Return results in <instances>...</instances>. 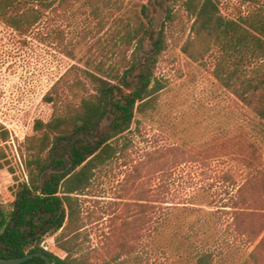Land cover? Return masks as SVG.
Returning a JSON list of instances; mask_svg holds the SVG:
<instances>
[{
	"label": "rangeland",
	"instance_id": "obj_1",
	"mask_svg": "<svg viewBox=\"0 0 264 264\" xmlns=\"http://www.w3.org/2000/svg\"><path fill=\"white\" fill-rule=\"evenodd\" d=\"M83 1L48 11L26 35L0 19V206L10 213L28 181L23 145L35 134L37 120L52 118V106L43 100L50 87L88 59L106 68L124 56L147 62L151 40L124 50L123 26L145 20L146 9L154 31L160 30L168 3L175 16L156 66L164 89L153 108L136 114L126 134L129 148L77 196L75 224L83 228L74 255L101 263L119 251L129 256L135 246L142 254L139 264H198L199 253L207 251L213 253L211 264H264V121L217 81L213 52L194 61L182 51L192 23L181 0H111L100 16ZM221 1L228 16L251 7L244 0ZM137 70L129 77L133 86ZM140 201L158 204L152 221L148 212L136 219ZM59 233L43 243L66 258L53 244Z\"/></svg>",
	"mask_w": 264,
	"mask_h": 264
},
{
	"label": "trees",
	"instance_id": "obj_2",
	"mask_svg": "<svg viewBox=\"0 0 264 264\" xmlns=\"http://www.w3.org/2000/svg\"><path fill=\"white\" fill-rule=\"evenodd\" d=\"M73 1L82 0H0V19L26 35L48 11L67 8ZM83 2L99 16L112 3L111 0ZM181 2L192 23V35L183 44L182 51L194 61H203L213 52V75L217 81L264 121V0H244L251 7L247 13L236 16L224 14L221 0ZM165 4L167 18L160 30L154 31L143 9L141 13L146 19L137 17L134 23L123 26L120 35V47L124 50L141 49L150 39L152 50L147 62L124 56L106 68L105 62L93 63L88 59L84 65L70 66L45 94L43 100L52 106V118L48 122L37 120L35 134L23 145L28 181L21 184L10 213L0 206V257L43 252L53 264L141 262L142 254L135 246L129 256L119 251L101 263L74 255L79 246L78 234L83 228L82 224H75L80 214L77 196L90 188L98 171L129 148L132 140L126 134L136 122V114L153 108L164 89L156 75V66L167 48L168 22L175 16L174 7ZM136 69L137 83L133 86L129 77ZM105 119L110 122L102 130ZM157 211V203L140 201L134 213L139 220L148 212L152 221ZM57 233L60 235L53 244L59 243L68 254L66 258L41 246L46 236ZM72 233L77 234L65 240ZM125 240L120 241L119 248L126 247ZM114 244L110 237L108 246L111 248ZM211 262L212 252L199 253L198 264ZM21 264H46V260L36 256Z\"/></svg>",
	"mask_w": 264,
	"mask_h": 264
},
{
	"label": "water",
	"instance_id": "obj_3",
	"mask_svg": "<svg viewBox=\"0 0 264 264\" xmlns=\"http://www.w3.org/2000/svg\"><path fill=\"white\" fill-rule=\"evenodd\" d=\"M36 256L43 257L46 260V264H53L51 258L43 252L27 253L26 255L22 257H14V258L0 257V264H21Z\"/></svg>",
	"mask_w": 264,
	"mask_h": 264
},
{
	"label": "built area",
	"instance_id": "obj_4",
	"mask_svg": "<svg viewBox=\"0 0 264 264\" xmlns=\"http://www.w3.org/2000/svg\"><path fill=\"white\" fill-rule=\"evenodd\" d=\"M41 246H42L44 249H46V250H48V248H49L48 246H44V243H42Z\"/></svg>",
	"mask_w": 264,
	"mask_h": 264
}]
</instances>
